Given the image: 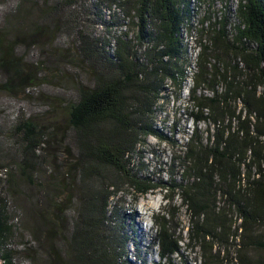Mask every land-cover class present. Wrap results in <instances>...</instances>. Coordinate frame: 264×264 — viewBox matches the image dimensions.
<instances>
[{
	"label": "trees",
	"instance_id": "trees-1",
	"mask_svg": "<svg viewBox=\"0 0 264 264\" xmlns=\"http://www.w3.org/2000/svg\"><path fill=\"white\" fill-rule=\"evenodd\" d=\"M21 1L0 16V89L30 100L46 82L44 67L61 53L45 61L35 37L51 36L54 17L64 20L62 37L74 44L64 61L85 79H66L75 92L64 105L66 123L41 124L20 109L13 121L0 122L2 264H132L123 219L111 209L129 188L180 196L201 264H264V254L248 256L264 251V0H239L235 12L226 2L212 10L215 0H40L43 22L24 30L36 52L31 61L18 56L10 32L28 13ZM193 19L201 23L202 47L188 114L208 124V141L196 129L179 146L156 117L167 87L181 92L186 82L183 37ZM148 136L182 153L174 159L180 170L166 183L142 177V165L133 163ZM175 215L168 210L155 219L161 264H176L183 241L184 227L176 234L171 225Z\"/></svg>",
	"mask_w": 264,
	"mask_h": 264
},
{
	"label": "rangeland",
	"instance_id": "rangeland-1",
	"mask_svg": "<svg viewBox=\"0 0 264 264\" xmlns=\"http://www.w3.org/2000/svg\"><path fill=\"white\" fill-rule=\"evenodd\" d=\"M16 1L17 0H0V16L5 12V10L6 15L8 16V8H14ZM238 1L239 0H215V2L212 3L211 9L220 10L224 7L226 2V4L229 5L228 9L231 12H235V9L238 6ZM22 2H24L25 10L28 11V13L25 14L23 24H20V26L18 25V27L17 25L14 26L15 28L10 32L14 36V46L16 47L18 56H23L25 59L31 61L36 52L32 50L33 47L26 44L32 39V37L28 36L29 33H24V30H26L25 27H31L32 24L40 25L43 22L39 11L40 0H22L21 3ZM113 8L116 14H119V16L123 18L124 14L121 10L116 6ZM102 11L104 12L105 17L109 15V12L106 11L103 5ZM7 16L2 19L6 20ZM9 20L17 22L20 21L21 18H18V15L15 18L11 15ZM54 20L53 33H50V35L54 37L50 36L45 38L40 34L35 38H38V41H36L38 43L37 47H43V51L48 53L47 56L45 55V61L57 58L56 56L53 57V54L61 53L60 57L55 59L54 62L52 61L51 63H48L47 69L44 67L45 73L42 74L41 77L43 78V81L45 80L46 82H42L39 86L34 87L30 91V100L0 89V122L13 121L16 117L18 109H20L23 112L33 113L37 116L36 121L41 124H53L54 122L56 124L66 123L67 115L65 113L64 105H66V99L72 98L75 93L72 88V81H67L66 79L70 74L84 82L85 76L84 73L78 71L76 67H72L64 61L66 56L73 55L74 44H72V38L66 40L62 37L65 30L63 31L60 27H62L64 20L62 18L59 19L58 17H54ZM55 25L57 27H55ZM70 25L71 28H73V24ZM123 29H125V27ZM183 38L186 46H188L189 43L191 44L187 37L184 36ZM52 39L53 42H51ZM194 44H192V47ZM196 47H200L201 50V41L199 43L196 42ZM54 63L57 66L56 70H48L49 68H54ZM23 65L30 71L29 65L24 63ZM54 72H57V74L54 75ZM184 85L185 87L182 92H175L171 86L167 87L166 100L162 105H160L157 112L156 126L163 129V132L170 137V140L179 146H184L196 129L202 134L203 141L207 142L208 124L203 121L195 123L188 114L191 109L188 106L190 93L187 88L189 87L191 90V80L187 81ZM202 92H204L203 94H207L205 91ZM56 97H59L61 102L59 105H55L56 107L54 108V103L57 104ZM240 104L241 103L238 104V108L240 107ZM179 154H182L180 150H177L176 147L170 145L169 142H161L154 136H148L146 138V145L142 146L138 154L134 155L132 158L134 165H142L143 169H141L139 173L142 177H149L154 182L166 183L169 181V177L172 175L171 173L180 170L179 165L177 164L178 162L174 160ZM59 156L60 159H63L62 154ZM176 181L180 182V178L177 177ZM152 196L159 198V204L157 206L150 207L149 210H146L147 206H140V202L144 200L146 201ZM166 198L167 191L160 188L153 189L145 194H137L132 188H129L128 190H122L111 200V209L113 210L116 208V210L120 213V216L123 219L121 221V224L124 226L123 231L125 235L129 237V240L126 243V260L129 263H162L158 254L159 248L157 246V242L154 240L157 230L155 219H158V217L166 214V211L168 210L176 213L171 223L172 226H178L176 234H179V230L184 227V230L181 233L183 241L179 243L178 252L172 256L174 263H202L199 247H191L190 245L186 230L188 224V212L185 207L182 206L180 196H174L172 200H167ZM137 211L138 213H142V216H137ZM232 220L235 221V224L238 223V220H236L235 217H232ZM140 224L150 225V231L148 233H142L139 230ZM23 240H25V238ZM149 241L151 242V245L149 244ZM258 253L264 254V251H250L248 256L254 260L259 255Z\"/></svg>",
	"mask_w": 264,
	"mask_h": 264
},
{
	"label": "built area",
	"instance_id": "built-area-1",
	"mask_svg": "<svg viewBox=\"0 0 264 264\" xmlns=\"http://www.w3.org/2000/svg\"><path fill=\"white\" fill-rule=\"evenodd\" d=\"M192 27L189 28L188 30H186L184 32V36L187 37L189 39V41L191 42V44L189 43V45L187 46V52H188V56H189V64L186 68L187 71V79L186 82L193 79V74L194 71L196 69V58L197 55L199 53L200 47H196V42H198V29L201 27V23L198 21V19H193V23H192ZM207 25V24H205ZM195 43V44H194ZM199 43V42H198ZM192 44H194V46L192 47ZM185 82V84H186ZM185 85L183 86L181 92L184 90ZM188 92H189V87L187 88Z\"/></svg>",
	"mask_w": 264,
	"mask_h": 264
},
{
	"label": "bare ground",
	"instance_id": "bare-ground-1",
	"mask_svg": "<svg viewBox=\"0 0 264 264\" xmlns=\"http://www.w3.org/2000/svg\"><path fill=\"white\" fill-rule=\"evenodd\" d=\"M159 204V198H157V197H155V196H152V197H150L149 199H147L146 201L144 200V201H142V202H140V206L142 207V206H147L146 207V210H149L150 209V207H155V206H157ZM137 216H142V213H138V211H137ZM150 229H151V226L150 225H141L140 224V226H139V230L143 233H148L149 231H150ZM151 242L149 241V244H150ZM151 245V244H150Z\"/></svg>",
	"mask_w": 264,
	"mask_h": 264
},
{
	"label": "water",
	"instance_id": "water-1",
	"mask_svg": "<svg viewBox=\"0 0 264 264\" xmlns=\"http://www.w3.org/2000/svg\"><path fill=\"white\" fill-rule=\"evenodd\" d=\"M0 264H2V261H1V259H0Z\"/></svg>",
	"mask_w": 264,
	"mask_h": 264
}]
</instances>
